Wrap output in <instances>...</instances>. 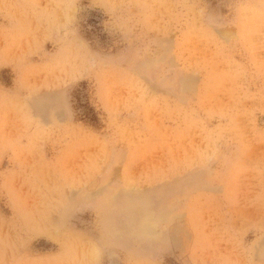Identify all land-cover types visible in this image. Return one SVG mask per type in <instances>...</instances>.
<instances>
[{
  "label": "rangeland",
  "instance_id": "374dc122",
  "mask_svg": "<svg viewBox=\"0 0 264 264\" xmlns=\"http://www.w3.org/2000/svg\"><path fill=\"white\" fill-rule=\"evenodd\" d=\"M0 264H264V0H0Z\"/></svg>",
  "mask_w": 264,
  "mask_h": 264
}]
</instances>
